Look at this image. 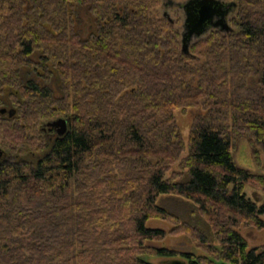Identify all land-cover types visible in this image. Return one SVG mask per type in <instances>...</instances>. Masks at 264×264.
<instances>
[{
	"label": "trees",
	"instance_id": "trees-1",
	"mask_svg": "<svg viewBox=\"0 0 264 264\" xmlns=\"http://www.w3.org/2000/svg\"><path fill=\"white\" fill-rule=\"evenodd\" d=\"M224 2L236 4L237 31L212 29L185 55L172 23L151 14L162 0H0V109L8 91L16 110L0 114V264H264V247L248 248L236 230L264 228V200L245 193H264V176L231 155L238 136L264 153V0ZM80 5L93 24L85 39L74 32ZM50 64L60 98L47 86ZM21 68L43 84L23 85ZM187 110L196 114L186 145L174 113ZM60 118L67 131L50 139L46 124ZM24 150L41 155H5ZM184 151L186 178L167 179ZM161 195L229 214L211 225L216 243L184 226L207 257L148 245L167 234L147 226L170 219Z\"/></svg>",
	"mask_w": 264,
	"mask_h": 264
},
{
	"label": "rangeland",
	"instance_id": "rangeland-1",
	"mask_svg": "<svg viewBox=\"0 0 264 264\" xmlns=\"http://www.w3.org/2000/svg\"><path fill=\"white\" fill-rule=\"evenodd\" d=\"M179 3H183V1L162 0V5L156 7L151 12V14L153 17H155V19H166L168 16L173 21L171 22L173 29L181 34L183 30L182 25L184 15L182 8L178 5ZM74 12L76 16L74 32L81 39H85L93 30L92 18L88 13L87 7L84 5L75 7ZM236 14L237 11L233 12L227 17V22L234 32L237 31V29L234 27L232 20L235 19ZM164 15L166 17H164ZM33 58L34 61H37L38 54H36V56ZM33 70L34 69L21 68L19 73V81L23 85L27 84L28 82L43 84L41 82V77L37 76L38 71L36 72ZM50 72L52 73V78L50 79L49 83H47V86H49L54 98H60L59 96L62 95V81L58 77V74L55 73L56 69L54 64H50ZM249 84L255 85V81L250 80ZM1 97L5 102L4 106L9 105L8 91H4V93L1 94ZM195 114L196 110L177 111L174 113L175 123L178 126L181 137L186 145L192 119ZM0 148L4 149L1 143ZM185 151H187V149ZM185 151L182 155H180L178 160L171 164L167 169V172L165 173V177L167 179L178 181L179 179L184 180L186 178L185 174L187 170L183 166V159L187 156ZM5 155L7 157L14 158V160L17 161L21 160L35 163L41 154H39L36 150H24L21 153L19 151L12 154L8 153L7 151V154ZM231 155L237 167L244 169L253 175L264 176V153L260 148H257L252 144L248 136L235 137L234 141L232 142ZM245 193L252 201L257 204V206L262 204L264 200V193L262 189L256 187L253 184H247L245 187ZM157 205L161 207V209H163L167 215H169L170 219L165 221L152 218L147 221V226L153 229H162L166 231L167 234L161 240L148 242V245L154 248H165L178 253L191 254L196 260L208 256V254L205 253L206 248L203 244L199 243V241H196L195 234L197 233L191 232L192 230H184V226L188 225L190 227L196 228L197 230L201 231L206 240H208L210 243H214L215 237L214 234H212L211 225L213 226V222L218 220H221V223L224 225L225 218L229 216L227 212L212 209L210 206H207L209 212H206L207 214H203V212L199 210L198 205L173 195H161L157 200ZM260 218L264 222V217L260 216ZM228 224L229 222L226 223V227H228ZM176 229L180 230L171 234V232ZM236 230L245 239L248 248L264 247V228L258 229L254 225H247L241 222ZM201 247L205 249L203 250ZM145 259L152 264H172L166 263L169 261V259L161 257H146ZM179 260L183 261L181 258H179ZM183 262L179 263L187 264L186 262Z\"/></svg>",
	"mask_w": 264,
	"mask_h": 264
},
{
	"label": "water",
	"instance_id": "water-1",
	"mask_svg": "<svg viewBox=\"0 0 264 264\" xmlns=\"http://www.w3.org/2000/svg\"><path fill=\"white\" fill-rule=\"evenodd\" d=\"M184 15L181 33V51L189 54V46L193 40L200 39L212 29L220 32H229L230 26L227 22L228 15L233 11L236 4L234 2H224L222 0H186L178 4ZM167 19L173 22L168 16ZM6 109L0 110L3 113ZM9 117L14 115V109L8 110ZM48 126L56 127L58 136H62L67 131V120L57 119L49 122ZM172 264H180L178 261Z\"/></svg>",
	"mask_w": 264,
	"mask_h": 264
},
{
	"label": "flooded vegetation",
	"instance_id": "flooded-vegetation-1",
	"mask_svg": "<svg viewBox=\"0 0 264 264\" xmlns=\"http://www.w3.org/2000/svg\"><path fill=\"white\" fill-rule=\"evenodd\" d=\"M165 6H166V4H165ZM164 16H165V15H164ZM2 108H5V109H6L3 113L0 112V114H2V115H4V116L9 117V113H8V110H9V109H14V114H15V111H16L15 108L12 107V106H10V105L3 106ZM2 108H1V109H2ZM1 109H0V110H1ZM12 117H13V116H12ZM9 118H11V117H9ZM64 119H65V118H64ZM66 120H67V119H66ZM54 121H55V120H54ZM51 122H53V121H51ZM67 122H68V121H67ZM47 124H48V123H47ZM47 124H46V127H45V128L49 131V134H48V135L51 136L50 139H55L56 137H61V136H58V135H57V133H56V127L48 126ZM62 136H63V135H62Z\"/></svg>",
	"mask_w": 264,
	"mask_h": 264
},
{
	"label": "bare ground",
	"instance_id": "bare-ground-1",
	"mask_svg": "<svg viewBox=\"0 0 264 264\" xmlns=\"http://www.w3.org/2000/svg\"><path fill=\"white\" fill-rule=\"evenodd\" d=\"M31 20V19H30ZM186 154V153H185Z\"/></svg>",
	"mask_w": 264,
	"mask_h": 264
}]
</instances>
